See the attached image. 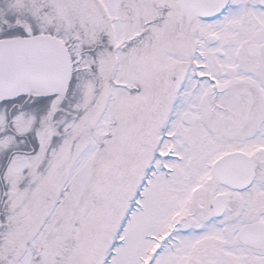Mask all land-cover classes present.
Here are the masks:
<instances>
[{
    "label": "snow or ice",
    "instance_id": "obj_1",
    "mask_svg": "<svg viewBox=\"0 0 264 264\" xmlns=\"http://www.w3.org/2000/svg\"><path fill=\"white\" fill-rule=\"evenodd\" d=\"M0 264H264V0H0Z\"/></svg>",
    "mask_w": 264,
    "mask_h": 264
}]
</instances>
